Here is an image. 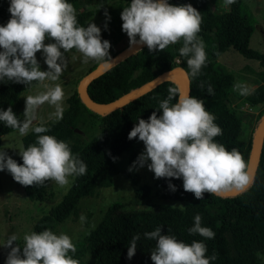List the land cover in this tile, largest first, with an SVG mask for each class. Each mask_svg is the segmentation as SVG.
I'll return each instance as SVG.
<instances>
[{"label":"trees","instance_id":"obj_1","mask_svg":"<svg viewBox=\"0 0 264 264\" xmlns=\"http://www.w3.org/2000/svg\"><path fill=\"white\" fill-rule=\"evenodd\" d=\"M75 9L78 23L87 26L94 14L103 17L101 38L110 42V49L120 45L113 55L129 45V39L122 31L120 13L131 0H68ZM174 5L190 3L203 17L199 37L205 44L207 54L206 65L198 76L193 77L187 66V57L179 54L181 43L168 46L162 51L149 52L146 45L92 79L87 85L88 95L96 102L107 103L140 87L160 73L180 66L189 77V93L204 101L206 109L215 116V123L222 129V135L215 141L223 144L229 151L236 147L248 164L252 142L264 118V110L260 112L256 127L246 142L240 141L242 119L234 108L231 95L235 85V76L219 63V57L233 49L249 60L258 63L257 77L260 83L253 88L251 94L243 96L252 105H264V53L250 47V37L254 31L255 19L242 0L228 6L222 18L218 19L213 11V0H168ZM10 0H0V26L10 18L8 11ZM105 10L108 16L107 29ZM137 38H139L137 36ZM48 43L54 42L51 38ZM63 51V49H61ZM75 49L65 53V57L76 53ZM111 55L110 57H112ZM101 62L93 65L88 73ZM8 81H0V110H5L18 101L21 93L35 87ZM211 85L213 95L207 93ZM177 87L172 81H164L151 90L127 104L100 114L86 107L75 90L67 99V107L63 117L57 122L50 120L44 123L49 131L44 134L53 135L67 142L74 155L86 165L87 172L73 178L71 186L62 200L43 215L33 226V231L52 230L78 211L79 201L93 193L96 186L110 187L114 177L120 172L113 157L117 158L126 151H131L138 138L128 139V133L138 123V119L147 120L155 111L162 114L159 101L167 98L168 88ZM178 99L173 98V103ZM17 116V115H16ZM21 121L22 118L17 116ZM37 126V123L35 127ZM77 128L81 133L76 132ZM15 129L7 127L0 121L1 137ZM38 134L30 130L22 137V146L35 143ZM139 152L132 153L129 167L136 160ZM22 164L21 156L13 158ZM128 169L124 172L139 198L150 195V185H139V169ZM160 189V197L184 203V208H172L165 205L150 208H125L122 204L108 206L99 224L88 233L76 248L87 249L93 264H153L150 255L155 246L154 240H148L145 232L161 227V234H172L185 243L193 240L202 241L207 246V256L215 252L217 259L211 264H264L256 253L264 254V139L260 160L252 179V183L242 192L233 195H216L204 193L202 200H197L193 193L183 189L182 178H156ZM46 181L43 185L22 186L26 196L31 200L43 201L49 196ZM169 183L175 185V191L169 189ZM138 185V186H137ZM199 214L202 226L211 228L215 237L206 239L199 234H189L188 229L194 224V217ZM170 230V232H169ZM139 235L137 248L131 259L127 258V249L132 237ZM11 234L7 235L4 243ZM22 247L19 239L13 242ZM81 248V249H82ZM9 248L4 247L7 257Z\"/></svg>","mask_w":264,"mask_h":264},{"label":"clouds","instance_id":"obj_2","mask_svg":"<svg viewBox=\"0 0 264 264\" xmlns=\"http://www.w3.org/2000/svg\"><path fill=\"white\" fill-rule=\"evenodd\" d=\"M223 2L230 6L236 0ZM8 11L9 20L0 26V81L6 78L25 85L35 81L44 90L25 97L23 121L11 107L0 110V121L7 127L17 129L21 135H26L30 129L38 134L35 143L19 149L22 164L0 150V171L6 169L22 186L43 185L52 180L59 187L68 188L73 182L70 178L84 175L87 165L72 153L67 142L44 134L49 128L37 123V111L48 103L55 109L53 122L62 119L65 94L62 85L55 82L60 80L68 66L65 53L75 49L82 54L84 64L92 60L108 68L111 65L110 42L101 38V29L95 23L81 26L76 9L68 0H10ZM105 18L104 27L107 29V20L110 19L107 10ZM120 18L130 48L146 45L149 52L162 51L182 42L178 51L187 57L186 63L193 77L198 76L206 65L205 44L198 35L203 17L190 3L174 5L168 0H131L121 11ZM49 38L54 42L44 43ZM41 50L46 71L40 70L36 58V53ZM233 91L247 96L253 89L237 82ZM167 92V98L159 101L162 114L157 116L153 111L147 120L139 118L129 131L128 139L138 138L144 144V151L128 170L143 167L150 160L147 168L155 178H182L184 191L193 193L197 200H202L204 193L221 195L246 190L252 183L247 163L236 147L229 151L215 141V137L222 135V129L215 123L216 118L206 109L204 101L182 93L177 87H169ZM207 93L214 94L211 85ZM177 96L178 100L173 103ZM33 121L37 123L34 128ZM168 187L176 190L171 183ZM179 206L183 210L184 206ZM79 219L81 223L86 222L83 214ZM201 220L196 214L188 233L213 239L214 231L202 226ZM144 236L155 241L150 255L153 264H211L217 259L215 252L207 256V246L202 241L185 243L175 235L161 234L160 226L145 232ZM139 238L135 235L129 242L128 259L134 256ZM17 239L12 234L0 244L10 249L5 264H79L69 254L76 252V246L63 232L57 234L44 229L26 233L22 256L21 247L13 243ZM256 256L264 260V254L257 252Z\"/></svg>","mask_w":264,"mask_h":264},{"label":"rangeland","instance_id":"obj_3","mask_svg":"<svg viewBox=\"0 0 264 264\" xmlns=\"http://www.w3.org/2000/svg\"><path fill=\"white\" fill-rule=\"evenodd\" d=\"M242 2L255 19L254 31L250 37L249 45L251 48L264 53V0H242ZM212 7L218 19L222 18L223 14L229 9L228 6H225L223 0H213ZM102 21L103 17L99 14H94L89 19V22L95 23L98 27H101ZM44 43L47 44L48 42L45 40ZM120 45L109 49V55H113L120 48ZM73 56L76 59H73ZM36 58L39 62L40 70L46 71L47 65L44 62L42 50L36 53ZM65 58L67 59L68 66L60 77V80L55 82L60 83L63 87L65 94L64 109L67 107L66 99L77 90L80 81L88 73L89 69L98 63V61L90 60L89 63L84 64L82 62V54L79 52ZM218 61L235 76V84L242 82L253 89L260 83L257 77L259 70L258 63L246 59L237 51L233 49L226 51L219 57ZM45 83L53 82L46 81ZM43 90V86L38 83L35 87L21 93L18 101L11 108L13 113L20 116L23 121L25 97L34 96ZM231 100L242 119V131L239 139L242 142H246L256 127L260 112L264 110V105L250 104L237 91H233ZM54 111V107L48 103L41 105L37 111V123L44 124L55 119L52 116ZM35 125L36 123L32 127L34 128ZM23 136L17 129L4 134L1 137L0 150L6 152L12 159L19 157V149L22 147ZM143 151L144 144L138 140L131 151L120 154L114 161L120 172L114 177L112 185L110 187L96 186L91 195L79 201L77 213L55 226L52 231L57 234L63 232L69 235L72 242L77 244L99 224L108 206L112 204H122L127 209L152 208L159 205L172 208H181L179 205L184 206L183 202L160 197V189L154 173L147 168V163H150V160L138 171L140 173L139 185H150L151 193L144 198H139L135 195V187L131 185L124 172L129 169V159L132 153H141ZM70 180L73 181V178H70ZM48 187L49 196L45 200H31L6 169L0 171V244L4 243V239L9 234H15L23 242V236L33 231L35 222L57 205L69 188H61L52 180H49ZM81 214L86 217V222L84 223H81L79 219ZM81 248H76L75 253L69 254L74 259H77L79 264H93L88 250ZM5 260L4 246L0 245V264H5Z\"/></svg>","mask_w":264,"mask_h":264},{"label":"water","instance_id":"obj_4","mask_svg":"<svg viewBox=\"0 0 264 264\" xmlns=\"http://www.w3.org/2000/svg\"><path fill=\"white\" fill-rule=\"evenodd\" d=\"M139 39V38H137ZM144 45H134L130 48V46H126L119 52H117L115 55L110 57V63L111 65L108 68H105L102 63H100L96 68L91 70L89 73H87L82 80L80 81L77 91L80 96L81 101L84 103V105L92 110H94L97 113L105 114L111 110H114L116 108H119L128 102L138 98L145 92L151 90L156 85L164 82V81H172L176 84L177 88L182 93H189V77L187 72L180 66L168 69L150 81L146 82L145 84L141 85L140 87L122 95L121 97L107 102V103H99L94 101L87 92V85L88 83L94 79L95 77L101 75L104 73L107 69L111 68L112 66L116 65L120 61L124 60L137 50H139ZM179 98V97H178ZM178 100V99H177ZM36 123V121H33ZM76 132L81 133V131L77 128L74 129ZM263 139H264V118L260 121L259 126L257 128V131L255 133L252 146L250 149L248 164H247V171L249 172L250 176L254 177V174L256 172L260 155L262 151V145H263ZM238 193V191H232L224 193L223 195H233Z\"/></svg>","mask_w":264,"mask_h":264}]
</instances>
